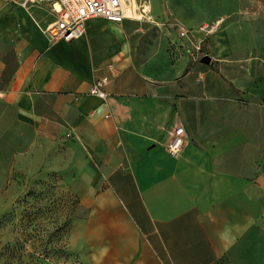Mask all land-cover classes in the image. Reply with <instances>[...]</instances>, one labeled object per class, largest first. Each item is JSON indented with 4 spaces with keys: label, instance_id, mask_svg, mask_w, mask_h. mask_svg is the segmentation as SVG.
<instances>
[{
    "label": "crops",
    "instance_id": "obj_1",
    "mask_svg": "<svg viewBox=\"0 0 264 264\" xmlns=\"http://www.w3.org/2000/svg\"><path fill=\"white\" fill-rule=\"evenodd\" d=\"M237 12L228 27L253 20ZM129 18L53 40L48 3L0 0V216L15 189L57 173L77 195L69 264H264V23L212 36L210 62L184 58L166 80L131 58ZM102 76L106 96L89 94Z\"/></svg>",
    "mask_w": 264,
    "mask_h": 264
},
{
    "label": "rangeland",
    "instance_id": "obj_2",
    "mask_svg": "<svg viewBox=\"0 0 264 264\" xmlns=\"http://www.w3.org/2000/svg\"><path fill=\"white\" fill-rule=\"evenodd\" d=\"M131 3L134 6L128 13L131 18L122 23L131 58L143 72L159 79L173 80L183 73L184 58L187 63L194 56L197 60L205 55L212 57V36L234 32L246 36L264 23V0H131ZM242 10L253 20L241 19L228 27V11L242 15ZM177 25L188 30V37L180 36ZM232 46L239 50L234 57L245 60L247 56L241 49L254 51L259 45ZM15 191L13 202L0 216L3 264H69V256L63 249V224L73 215L77 195L65 187L61 174L57 173ZM213 264L228 263L220 259Z\"/></svg>",
    "mask_w": 264,
    "mask_h": 264
},
{
    "label": "built area",
    "instance_id": "obj_3",
    "mask_svg": "<svg viewBox=\"0 0 264 264\" xmlns=\"http://www.w3.org/2000/svg\"><path fill=\"white\" fill-rule=\"evenodd\" d=\"M22 7L48 3L55 19L44 27V32L51 39L70 41L78 39L86 33V23L92 18H102L107 21L121 22L130 17L129 12L134 10L131 0H11ZM220 20L215 26L220 24ZM178 26L182 38L188 37V30ZM109 78L102 76L96 78L90 86L88 93L100 98L106 96L104 86ZM202 77L198 79L201 82ZM185 132L183 126L175 129V136L167 147V152L172 156L180 155L184 147L182 134Z\"/></svg>",
    "mask_w": 264,
    "mask_h": 264
},
{
    "label": "trees",
    "instance_id": "obj_4",
    "mask_svg": "<svg viewBox=\"0 0 264 264\" xmlns=\"http://www.w3.org/2000/svg\"><path fill=\"white\" fill-rule=\"evenodd\" d=\"M66 219V218H65ZM69 223H70V217H69V219H68V222L67 223H65V224H63V225H65V228H64V230H63V236L66 234V232H67V229H68V225H69ZM66 254H68V253H66ZM68 256H71V254H68Z\"/></svg>",
    "mask_w": 264,
    "mask_h": 264
},
{
    "label": "water",
    "instance_id": "obj_5",
    "mask_svg": "<svg viewBox=\"0 0 264 264\" xmlns=\"http://www.w3.org/2000/svg\"><path fill=\"white\" fill-rule=\"evenodd\" d=\"M211 60V57L209 55H205L203 58H202V61L205 62V63H208L210 62Z\"/></svg>",
    "mask_w": 264,
    "mask_h": 264
},
{
    "label": "bare ground",
    "instance_id": "obj_6",
    "mask_svg": "<svg viewBox=\"0 0 264 264\" xmlns=\"http://www.w3.org/2000/svg\"><path fill=\"white\" fill-rule=\"evenodd\" d=\"M133 15V14H132Z\"/></svg>",
    "mask_w": 264,
    "mask_h": 264
}]
</instances>
